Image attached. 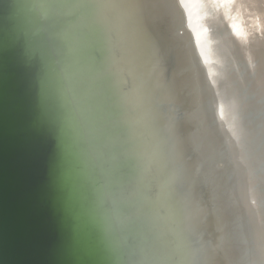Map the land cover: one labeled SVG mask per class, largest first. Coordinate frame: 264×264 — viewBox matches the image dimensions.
I'll use <instances>...</instances> for the list:
<instances>
[{"label": "water", "instance_id": "obj_1", "mask_svg": "<svg viewBox=\"0 0 264 264\" xmlns=\"http://www.w3.org/2000/svg\"><path fill=\"white\" fill-rule=\"evenodd\" d=\"M240 1L0 0V264H264Z\"/></svg>", "mask_w": 264, "mask_h": 264}, {"label": "bare ground", "instance_id": "obj_2", "mask_svg": "<svg viewBox=\"0 0 264 264\" xmlns=\"http://www.w3.org/2000/svg\"><path fill=\"white\" fill-rule=\"evenodd\" d=\"M253 0H241L238 4L243 5L244 7V13L245 15H241L239 14L240 12H237V10L235 9V5H234V9H232V17L230 18L232 24H240L241 21H245L248 26L250 27L251 31L253 32L255 38H257L258 41H260L263 45V41H264V33H262V35H260V32L264 31V15L261 13H255L256 9L252 10L253 8V4H252ZM262 8H258L259 9H264L263 6H261ZM255 14V15H254ZM262 27V29H261Z\"/></svg>", "mask_w": 264, "mask_h": 264}, {"label": "rangeland", "instance_id": "obj_3", "mask_svg": "<svg viewBox=\"0 0 264 264\" xmlns=\"http://www.w3.org/2000/svg\"><path fill=\"white\" fill-rule=\"evenodd\" d=\"M252 4H253V8H252L253 12H254V10L256 9L255 13L257 12V13H261V14L264 15V9H259V10H258V8H262L261 6L264 7V0H253V1H252ZM254 15H255V14H254ZM261 29H262V27H261ZM262 33H264L263 29H262V31L260 32V35H262ZM263 43H264V41H263Z\"/></svg>", "mask_w": 264, "mask_h": 264}]
</instances>
